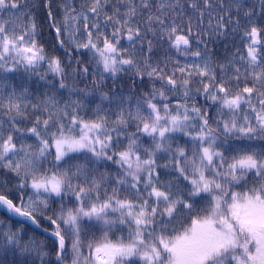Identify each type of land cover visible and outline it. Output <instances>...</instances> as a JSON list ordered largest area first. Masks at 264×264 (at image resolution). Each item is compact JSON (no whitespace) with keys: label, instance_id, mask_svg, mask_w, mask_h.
I'll return each mask as SVG.
<instances>
[{"label":"snow or ice","instance_id":"obj_1","mask_svg":"<svg viewBox=\"0 0 264 264\" xmlns=\"http://www.w3.org/2000/svg\"><path fill=\"white\" fill-rule=\"evenodd\" d=\"M39 7L0 0V210L47 221L56 264H264V0ZM17 253L48 255L5 226L0 256Z\"/></svg>","mask_w":264,"mask_h":264},{"label":"trees","instance_id":"obj_2","mask_svg":"<svg viewBox=\"0 0 264 264\" xmlns=\"http://www.w3.org/2000/svg\"><path fill=\"white\" fill-rule=\"evenodd\" d=\"M115 2V0H113ZM37 3V14L38 18H43V10L39 7V0H36ZM245 3L252 5L256 3V0H245ZM44 35H45V41L49 42L51 40V36L48 33L47 28L45 27L44 30ZM209 49L211 54H213L215 57L223 59L225 57H230L232 55V45L231 43L225 44L223 41H218L215 44H210ZM57 54L63 56V50H57ZM75 53H70V56H75ZM77 59L84 61L87 63L91 59V54H88L86 56H76ZM90 71H93V68L90 67ZM42 71H46V69H42ZM123 78L121 79L120 76L117 77L116 83L119 84V88L117 90L128 92L130 88L132 87L131 82L128 80L127 75H123ZM49 78L50 74H49ZM87 79L91 81L93 77H80V79L76 80H69L67 83L69 86L75 85L77 88H82L84 85L82 84V80ZM11 83L14 84L17 87V90L19 91L21 88V85H24L28 87L29 93L32 98V102L35 103L38 100L42 99V94L47 91L45 88L44 81L38 80L37 77L33 76L31 78H28L26 74L23 73H18L15 74V76L11 79ZM106 83H113L111 79L107 80ZM159 86V85H157ZM151 85H145L143 88H136V92H142L147 90ZM64 95V101H67L69 99H75V96L69 97L67 94L66 90ZM97 103H99V100L97 98ZM94 108L95 105H92ZM91 114V113H89ZM113 174H114V169H113ZM21 221L12 219L9 217L5 212L0 210V229H4L5 226L11 227L13 231H18L22 237V242L23 243H28L30 239H36L42 242L44 248L46 251H48V255L45 256L44 259V264H56L55 261V255L51 251L52 244L51 240L48 236L45 234L33 229L31 226L23 223V227L21 228ZM41 227H48L47 221H43L41 224ZM51 231V229H49ZM70 256L71 254L69 253V260L65 262V264H70ZM0 261L3 262V264H41V261L39 258H36L34 254L32 256H27V255H20L17 253L15 256L13 255H8V256H0Z\"/></svg>","mask_w":264,"mask_h":264},{"label":"water","instance_id":"obj_3","mask_svg":"<svg viewBox=\"0 0 264 264\" xmlns=\"http://www.w3.org/2000/svg\"><path fill=\"white\" fill-rule=\"evenodd\" d=\"M5 213H6V212H5ZM6 214H7L9 217H11L10 214H8V213H6ZM11 218H12V219H15V220H18V218H13V217H11ZM18 221H19V220H18ZM21 222H22V221H21ZM23 223H25V224L31 226L33 229H35V230H37V231H39V232L45 234L46 236H48L47 233H44V232L42 231V227H41V228H36L34 225H32V224H30V223H27V222H23Z\"/></svg>","mask_w":264,"mask_h":264}]
</instances>
